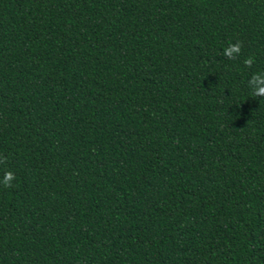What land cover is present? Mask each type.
I'll use <instances>...</instances> for the list:
<instances>
[{
	"label": "trees",
	"instance_id": "obj_1",
	"mask_svg": "<svg viewBox=\"0 0 264 264\" xmlns=\"http://www.w3.org/2000/svg\"><path fill=\"white\" fill-rule=\"evenodd\" d=\"M256 73L264 0H0V264H264Z\"/></svg>",
	"mask_w": 264,
	"mask_h": 264
},
{
	"label": "clouds",
	"instance_id": "obj_2",
	"mask_svg": "<svg viewBox=\"0 0 264 264\" xmlns=\"http://www.w3.org/2000/svg\"><path fill=\"white\" fill-rule=\"evenodd\" d=\"M242 51V43L237 41L236 43H229V45L224 49V56L230 60L237 59ZM254 63L252 57H248L244 60V64L247 67H251ZM248 88L250 90L251 97L253 99L260 98L264 99V73H256L249 79ZM2 162V161H0ZM16 179L15 175L11 171H6L3 174V178L0 179V184L5 188L12 187L13 181Z\"/></svg>",
	"mask_w": 264,
	"mask_h": 264
}]
</instances>
